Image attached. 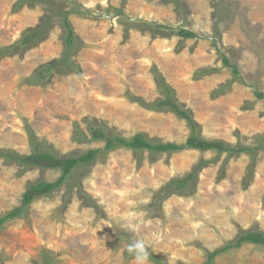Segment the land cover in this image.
<instances>
[{"label":"rangeland","instance_id":"1","mask_svg":"<svg viewBox=\"0 0 264 264\" xmlns=\"http://www.w3.org/2000/svg\"><path fill=\"white\" fill-rule=\"evenodd\" d=\"M19 1L0 0V150L11 153L0 155V217L23 205L30 184L63 174L17 156L98 152L0 226V264H137L127 251L136 238L168 264H207L244 232L264 234V98L255 95L264 93V0ZM64 11L81 40L73 52ZM165 85L201 137L251 152L107 151L92 134L99 125L111 137L186 142L187 120L159 104ZM187 175L184 188L171 184ZM212 264H264V246L244 243Z\"/></svg>","mask_w":264,"mask_h":264},{"label":"trees","instance_id":"2","mask_svg":"<svg viewBox=\"0 0 264 264\" xmlns=\"http://www.w3.org/2000/svg\"><path fill=\"white\" fill-rule=\"evenodd\" d=\"M24 2V0L22 1ZM21 0L19 3H22ZM72 11H64L63 12V24L66 29V36H65V44L67 47L68 52L75 51L79 45L81 44V40L75 33L72 23L70 21L69 16L72 14ZM45 21H50L49 18L44 17ZM150 25L153 29L158 28H164V25L160 24H147ZM149 27V26H148ZM46 27H38L35 29H28L25 35L19 40L18 45L22 49H24L26 46L32 44L35 41L40 40L44 32L46 31ZM176 33L183 37L184 39L189 38H196L198 37V34L188 30V29H178L176 30ZM3 53V52H2ZM223 63L225 66H228L232 69V72L234 75L239 76L240 71L239 68L230 62L227 56H223ZM52 64L48 65L45 68H42L41 71L46 70L50 71L52 68ZM40 72V71H39ZM37 73V76H39L41 73ZM211 73L209 70H201L198 72V75L203 76L206 74ZM165 99L160 101V105L169 106L173 110L176 111L178 116L183 117L187 120L188 126L191 130V135L188 137L186 142L178 144L174 142H168V143H160V142H154L153 140L147 138L145 133H137L131 138H125L121 136H109L105 133V129L99 125H93L91 127L92 134L95 135V137L103 138L106 142V150L112 151L117 149L119 146H126L133 150H144L148 149L151 151H165V152H173V151H180L187 148H195V149H217L220 151L228 150L230 152L234 153H243V152H251V150L246 146H229L227 143L221 141V140H208L203 137H201L198 134L197 130V124L194 121L193 117L188 111H184L181 109L180 106L176 105L173 101V95L172 90L168 85H165ZM255 95L258 98H264V93L262 91L256 90ZM157 105V104H156ZM33 141L36 142V138L33 137L31 133ZM37 147H39L37 145ZM98 150H91L87 154H83L78 157L70 158V157H58L48 151L39 152L38 149L36 152L32 155H28L25 157L17 156L20 163L25 165H39L43 166L44 168H60L63 171V174L61 177L54 182H47L42 181L38 182L36 184H30L24 194L23 198V205L21 207H18L14 209L13 212L8 213L2 217H0V226L10 217L15 216L17 213H22L35 198H38L40 196L51 194L53 190L58 188L63 181L67 178V176L78 166L85 165L89 163L97 154ZM0 155H6L11 156L10 152L1 151ZM192 178V175H187L181 179L172 181L171 184L175 186L177 189L184 188L187 184V181H189ZM244 243H254V244H260L264 246V234L260 231H252V232H244L241 234L236 240L228 242L225 246L222 248H219L215 250L214 252L208 253V261L207 264H212L215 257L219 255L220 253H223L229 249L232 248H239ZM149 259L153 261L154 264H168L164 259L161 257L151 254L149 255Z\"/></svg>","mask_w":264,"mask_h":264},{"label":"clouds","instance_id":"3","mask_svg":"<svg viewBox=\"0 0 264 264\" xmlns=\"http://www.w3.org/2000/svg\"><path fill=\"white\" fill-rule=\"evenodd\" d=\"M121 227L125 228L124 225H121ZM149 247L146 240L136 238L128 245L127 251L134 254L137 264H148ZM169 264H172L171 257H169Z\"/></svg>","mask_w":264,"mask_h":264}]
</instances>
